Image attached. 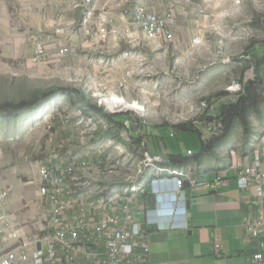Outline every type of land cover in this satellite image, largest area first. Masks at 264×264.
Returning <instances> with one entry per match:
<instances>
[{"label":"rangeland","instance_id":"1","mask_svg":"<svg viewBox=\"0 0 264 264\" xmlns=\"http://www.w3.org/2000/svg\"><path fill=\"white\" fill-rule=\"evenodd\" d=\"M174 6V44L186 55L171 49L172 43L158 47L140 35L133 43H122L114 50L107 49L114 48L110 42L104 48L110 54L92 57L91 50L96 51V46L92 45L97 40L100 24L134 31L133 20L118 15L121 8L118 0L115 3L111 0H0V104L33 101L38 95L57 87L72 88L68 96H60L44 108L42 105L43 109L38 104L17 119L0 117V175L5 170H12L26 177L24 164L28 167V162H40L43 155L67 151L71 143L63 144L57 141V136H61L64 127L75 122L86 130L84 136L81 134L84 139H77V132L74 135L75 143L79 144L76 149L106 156L102 162L104 166L91 171L99 175L98 182H90L93 186L113 185L111 189L116 186V181L123 183L141 160V152L133 148L136 145L129 133L110 120L111 117L121 122L126 116L135 117L133 111L141 112L140 119L144 124L145 121L153 125L168 124L144 126V133L152 137L155 147L160 146L164 152L167 148V152L178 156H183L187 150L199 153L201 145L197 133L174 129L173 124L199 122L203 129L206 123L196 114L199 103L209 99L206 103L210 109L213 104L195 82L201 75L202 65L210 66L219 74L218 63L223 64L224 79L236 75L234 81L242 85L249 81L244 78L248 77L251 68L247 71V66L241 63L245 55H217L227 42L226 30L218 34L216 30L209 32L206 37L194 24L192 29L185 28L182 22L185 5ZM154 9L164 12L160 1L151 6L150 10ZM217 11L225 13L229 10L225 7ZM196 13L198 17L200 14ZM39 42L44 46L43 54L37 50ZM226 82L230 83L231 79ZM211 84L214 86L215 80ZM206 88L214 92L213 87ZM226 92L225 96L228 95ZM98 93H102L99 96H103L104 101L94 98ZM232 97L235 103L238 97L233 94ZM107 101L123 103L128 111L112 113L105 107ZM152 102L155 108H152ZM191 102L195 104L191 105ZM90 105L103 111H89ZM144 112H148L147 116ZM254 112L260 113L259 109ZM151 113L154 119H151ZM209 115L212 117L206 118L218 116L217 106L209 111ZM58 125L60 130L56 133L55 126ZM52 138L57 141L54 144L57 150L53 145L47 146ZM48 149L50 151L44 154Z\"/></svg>","mask_w":264,"mask_h":264},{"label":"crops","instance_id":"2","mask_svg":"<svg viewBox=\"0 0 264 264\" xmlns=\"http://www.w3.org/2000/svg\"><path fill=\"white\" fill-rule=\"evenodd\" d=\"M111 1L115 3L117 0ZM157 1H160L162 10L170 7L175 8V4L180 5L181 3L185 5L184 19H182L185 28L188 26L189 29H192L194 24L197 30L199 32L202 31L201 33L205 36L209 32L215 30L217 34L220 31L223 32L226 30L227 42L225 45H222L220 51L217 52L218 56L245 55L242 59V63H245L244 61L246 60H248L249 63L242 65L245 67L247 66V69L252 68L253 73H255V65H260L261 69L264 67V44H260L264 43V0H196L191 2H184L182 0H118L121 4V8L118 9V15L126 16L129 21L133 18L135 9L138 5L146 4L150 9ZM225 7L228 8L229 11L225 13L217 11L218 8ZM187 9L190 10L186 11ZM195 11L199 12L200 15L198 17L197 13L194 14ZM206 12L210 14H206ZM196 19L198 20L196 21ZM121 20L124 21L126 19L121 18ZM134 36L139 37L140 34L136 33ZM119 45L120 44L115 48ZM92 46L95 47V42ZM105 47L106 46L101 47V49L98 50L96 47V51L94 49L88 50L92 51V57L110 54L104 49ZM115 48L107 49L114 50ZM172 48L173 50H179L181 55H186L177 48L174 43L171 49ZM123 55L125 56L126 54ZM184 62H186V59L183 61V64ZM218 65H220V69H218L220 73L216 74L213 68L203 64L200 71L201 75L195 80V82L200 85L199 88L204 89V96L211 98L213 101L211 109L217 106V110H219L220 106L227 105L230 101L234 103V97H232L231 93L226 92L225 89L234 81V77H236V75L233 74L235 76L224 79L225 67L220 63H218ZM237 74L241 76V74ZM229 79H231V82L227 83L226 81ZM237 79L238 78H236V80ZM214 80L216 83V86L214 85L215 87L211 84ZM206 86L209 88L213 87L214 92L210 91ZM224 92L228 93V95L226 94L225 96ZM208 100L209 99L204 102H208ZM190 104L192 105L195 103L191 102ZM151 106L155 108V103L152 102ZM199 107L200 103L196 107V114ZM257 108L260 111L259 114H256L254 111L250 112L245 126L240 123H235L231 131L214 143L209 151L200 154V152L195 153L191 152V150H187L186 156H182L184 159L183 163L180 165H173L180 167L184 172H187V174L189 173L190 179L196 182H202L210 186L215 177L220 176L227 181V184L218 185L215 188L209 186L193 188L188 182L183 184V192L186 198L187 226L186 224L182 225L180 223V228H178V230L160 232L153 227L147 231L150 248L149 255L152 263L261 264L253 260L254 254L258 251L257 241L250 239L243 229V217L250 216L254 211V207L251 203L253 196L250 192L238 189L235 181L237 172L248 164H251L256 156L264 160V154L260 150V145L264 138V99L262 103H259ZM207 111L204 113V116L212 117L209 115V111ZM147 114L148 112L145 113V116H147ZM132 115H135V117L131 115L126 116V121L124 120V123L131 126L129 122L132 120L134 132L131 134L135 139L137 136L141 138L140 144L134 142L136 146L133 145V148L136 150L139 149L142 142L145 141L147 152H149L151 156L162 157L166 161V164L169 165L168 157L178 155L173 152H167V148H165L164 152L160 146L158 148L155 147L152 137H148L144 133V126L152 127L168 124L153 125L152 122L149 121H145L146 123L144 124V121L142 122L143 119H140L141 117H138L135 113H132ZM150 116L151 119H154L152 113ZM198 117L202 118L201 116ZM136 118L141 120V126L136 124V122L135 124L133 123ZM194 125H196L197 130L202 134L200 123L195 122ZM175 126H177V124H173L174 129ZM81 128L83 132H81ZM59 130V125L55 126L56 133L59 132ZM122 130L128 132L126 129ZM76 132V138L81 139L86 130H84L82 124L72 122L71 126L64 127L62 131L63 135L57 136V141L63 144H68V142L71 143L67 151H58L55 154H47V156L43 155L42 160L35 164H32L33 162H28L30 159L29 156V159L25 160V162L30 163V166L27 167V165L24 164L25 173H27L26 177H23L19 171L12 170H5L4 174L0 175V191H4L8 194L5 208L10 213H14L16 217L23 221L25 219L38 221L42 217L45 208L38 199L40 170L44 165H53L58 159L68 160L70 158L71 160L69 163H74L77 162L76 157L83 155L84 158H88L91 166L88 171H81V169L76 173L79 181L85 182L92 180V182H98L99 175L96 173L92 174L91 171L92 169L102 168L104 166L102 162L106 160V156L101 157L98 153L92 155L89 152H85L84 149L82 151L77 150L76 148H79V144L75 143L77 141L73 139ZM137 132H139L140 135H138ZM34 138L37 140V136ZM84 138L85 137L82 139ZM57 141L52 138L51 142L49 144L47 143V146L53 145V148L57 150L56 146H54ZM74 144L76 146H74ZM158 145L160 144L158 143ZM49 151L50 149H48V151L45 150L44 154ZM189 152H191L192 155H188ZM102 182L103 181L99 183L102 184ZM122 184H124V182L120 185ZM117 185L118 183L116 181V186ZM136 207L138 209L140 205L138 204ZM260 240H264V237L260 238ZM215 245H218L217 252L214 249ZM262 264H264V261Z\"/></svg>","mask_w":264,"mask_h":264},{"label":"built area","instance_id":"3","mask_svg":"<svg viewBox=\"0 0 264 264\" xmlns=\"http://www.w3.org/2000/svg\"><path fill=\"white\" fill-rule=\"evenodd\" d=\"M172 9L175 8H164V12H159L155 9L151 11L146 4L138 5L132 18L134 31L100 24L95 42L97 50L110 42L114 48L125 42L133 43L139 39L134 36L136 33L158 47L173 44L175 19ZM41 43H38L39 54H43L44 50ZM246 78L249 81L256 79L252 68L244 81ZM225 90L238 97L243 94L244 85L233 81ZM99 94L102 93L94 98H99ZM208 109L207 103L201 102L197 115L203 117ZM120 112L125 111L112 113ZM220 130V121H206L202 140L208 141L211 136L219 135ZM137 134L140 135L139 132ZM139 150L142 160L135 165L124 184L111 189L107 184L93 186L90 181H79L76 173L81 169L88 171L91 166L83 155L76 157L77 162L74 163H69L70 158L58 159L53 165L42 166L38 199L45 209L38 221H23L10 213L5 208L8 194L0 191V264H154L150 260L147 232L152 228L149 218L154 209L153 185L168 182L167 191L175 201H185V182L193 188L209 185L191 180L189 173L166 164L162 157L151 156L145 141ZM260 150L264 154V138ZM235 181L238 189L253 196L251 203L254 211L250 216L243 217V229L250 239L257 241L258 251L253 260L262 264L264 240L260 238L264 237V160L256 156L251 164L237 172ZM225 184L226 180L216 176L209 187ZM138 204L140 207L137 209ZM214 249L217 252L218 245Z\"/></svg>","mask_w":264,"mask_h":264},{"label":"trees","instance_id":"4","mask_svg":"<svg viewBox=\"0 0 264 264\" xmlns=\"http://www.w3.org/2000/svg\"><path fill=\"white\" fill-rule=\"evenodd\" d=\"M244 62L246 64L249 63L248 60ZM254 70H255L256 79L253 81H248L246 84H244L243 94L238 96L237 101L235 103L220 106L218 110V116L213 119L211 118L208 119L206 118V116L202 117L203 119H206V121L208 122L220 121L221 133L219 135H213L210 137L208 141H203L201 138V133L195 127L196 125H194L195 122L194 123L188 122L186 124H180L175 126V129H179L181 131H192L197 133L198 137H200L201 140L200 154L209 151L210 148L214 145V143H216L221 137L225 136L231 131L235 123H240L245 126L248 121L249 113L252 111H257L258 109L257 107L264 96V67L261 69L260 65H255ZM71 90L72 88L57 87L56 89H52L47 93L38 95L33 99V101H21L18 104L10 103V102L0 104V117H2L5 120L17 119L21 116V114L24 111L35 109L38 104H41L40 107L41 109H43L48 104L55 101L58 97L68 96L71 93ZM93 109H96L97 112L103 111V109H100L96 105H90V107L88 108L89 111ZM85 114L88 115V112L87 113L85 112ZM110 120L111 122L113 121V123H116L119 128L126 129L129 135L131 136L132 140H134L135 143L140 144L141 138L137 136L135 139V137H133L131 134L132 132H134V129L132 128V120H130L129 122L131 123L130 124L131 126L125 124L124 121L115 122V120L111 117ZM134 120H135L133 121L134 124L136 122V124L141 126L140 125L141 121L139 119H134ZM183 160L184 159L182 156L168 157V161H169L168 163L172 165H180L181 163H183Z\"/></svg>","mask_w":264,"mask_h":264},{"label":"clouds","instance_id":"5","mask_svg":"<svg viewBox=\"0 0 264 264\" xmlns=\"http://www.w3.org/2000/svg\"><path fill=\"white\" fill-rule=\"evenodd\" d=\"M169 186L170 184L166 181L157 182L153 185L154 209L149 219L152 228L154 227L160 232L178 230L180 223L186 224V202L183 200L175 201L174 196L167 191Z\"/></svg>","mask_w":264,"mask_h":264},{"label":"bare ground","instance_id":"6","mask_svg":"<svg viewBox=\"0 0 264 264\" xmlns=\"http://www.w3.org/2000/svg\"><path fill=\"white\" fill-rule=\"evenodd\" d=\"M99 99H101L102 101H104V98H103V96H99ZM106 101V100H105ZM106 107L108 108V110L110 111V112H116V111H126L127 110V108H126V106L124 105V104H116V103H114V102H112V101H107L106 103ZM139 114H141V112L140 111H137ZM155 214H156V212H155Z\"/></svg>","mask_w":264,"mask_h":264},{"label":"water","instance_id":"7","mask_svg":"<svg viewBox=\"0 0 264 264\" xmlns=\"http://www.w3.org/2000/svg\"><path fill=\"white\" fill-rule=\"evenodd\" d=\"M183 156L185 157L186 155L184 154ZM39 249H41V246H39Z\"/></svg>","mask_w":264,"mask_h":264}]
</instances>
